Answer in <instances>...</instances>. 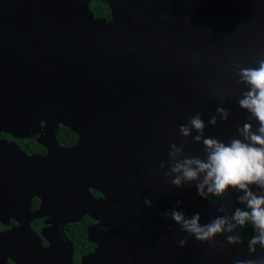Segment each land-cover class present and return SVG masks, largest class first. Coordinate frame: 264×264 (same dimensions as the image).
<instances>
[{
    "label": "water",
    "instance_id": "1",
    "mask_svg": "<svg viewBox=\"0 0 264 264\" xmlns=\"http://www.w3.org/2000/svg\"><path fill=\"white\" fill-rule=\"evenodd\" d=\"M91 1L0 0V133L37 136L47 151L27 156L0 141V224L16 223L0 232V264H74L64 228L84 216L94 221L87 241L95 249L78 264H264L260 244L249 254L237 248L228 196L242 190L211 203L207 186L197 194L205 173L172 184L183 175L175 164L207 162L195 116L204 137L225 144L249 143L237 128L258 127L239 106L248 90L239 72L264 61V0H104L109 20L94 17ZM218 107L230 110L226 121ZM60 126L77 135L73 146H59ZM173 210L199 213L201 225L225 217L236 226L198 241Z\"/></svg>",
    "mask_w": 264,
    "mask_h": 264
},
{
    "label": "clouds",
    "instance_id": "2",
    "mask_svg": "<svg viewBox=\"0 0 264 264\" xmlns=\"http://www.w3.org/2000/svg\"><path fill=\"white\" fill-rule=\"evenodd\" d=\"M239 75L240 82L248 86V90L238 102L239 106L247 110L258 122L255 130L251 122H246L242 127L237 128L244 140L250 142L233 139L229 144H225L218 139L204 137L202 133L205 123L199 115L195 116L190 123L201 135L195 136L194 140L197 142L202 140L209 150L207 162L199 158H186L182 163L175 164L172 172H182L183 175L176 176L172 184L180 187L182 181H196L200 173H205L203 181L196 184L197 194L202 198L205 196V186L209 193L216 195L226 193L229 188L242 190L244 195L240 199L246 202L251 211L237 208L232 219L241 227L250 220L254 229L258 230L259 235H254L250 240V246L254 250L256 244L264 246V207H262L264 196L256 195L248 187L257 184L264 188V61H260L257 68L240 69ZM216 111L223 120L228 119L230 110L218 107ZM208 123L216 125V116H211ZM179 131L184 136L190 135V129L186 125H181ZM179 203L180 201H177V205ZM223 210V208L219 209V211ZM170 215L172 220L181 224L182 229L191 233L198 241H206L218 233H223L225 224H228L225 217H217L211 223L201 225L199 213H194L189 219H186L181 211L173 210ZM236 225L228 224V231H233ZM238 240L237 236L228 237L229 243H237ZM186 243V239L180 241L181 245Z\"/></svg>",
    "mask_w": 264,
    "mask_h": 264
},
{
    "label": "trees",
    "instance_id": "3",
    "mask_svg": "<svg viewBox=\"0 0 264 264\" xmlns=\"http://www.w3.org/2000/svg\"><path fill=\"white\" fill-rule=\"evenodd\" d=\"M89 7L95 18H103L109 20L110 11L108 6L104 0H92L89 3ZM10 138V137H8ZM57 142L59 146L62 147H71L77 141V135L72 133L68 128L60 126L57 133ZM14 140V139H13ZM18 143H21V147L26 150L27 153H34V156H39L44 154V148L40 146L34 138L25 139L22 141L17 140ZM94 196L99 197L100 194L97 192H92ZM234 197V198H233ZM235 206L244 211H251L247 205L243 206L242 202L236 198V196L231 197ZM221 198L214 193H211L207 200L208 201H219ZM39 200L33 199L32 201V210H36L38 208ZM264 207V206H262ZM94 221L91 220L88 216H84L79 222L74 224H68L64 228L65 235L68 240L71 242L73 246V263L78 264L82 256H85L92 252L94 245L87 241V228L93 224ZM14 225V222H11ZM42 220H35L32 222L31 227L36 232L39 233V230L42 228ZM5 229L2 225H0V230ZM242 237L249 240L253 236L254 227L252 222L249 220L246 224L241 227ZM45 245V242H43ZM8 264H13L12 262H8Z\"/></svg>",
    "mask_w": 264,
    "mask_h": 264
},
{
    "label": "flooded vegetation",
    "instance_id": "4",
    "mask_svg": "<svg viewBox=\"0 0 264 264\" xmlns=\"http://www.w3.org/2000/svg\"><path fill=\"white\" fill-rule=\"evenodd\" d=\"M8 137H10V138H8ZM30 138H34L35 140H36V138H37V136L36 137H28V138H25V139H30ZM14 139V140H13ZM25 139H21V140H19V139H15V138H13V137H11L10 135H8V134H6V133H0V141L1 140H6V141H8V142H10V143H14L15 145H17L19 148H20V150H22L23 152H25V154L27 155V156H34L35 154L34 153H27L26 152V150H24L22 147H21V143H18L17 142V140H19V141H22V140H25ZM37 142V141H36ZM62 147V146H61ZM44 148V147H43ZM44 154L43 155H39V156H45L46 154H47V151H46V149L44 148ZM38 156V155H37ZM211 193H209L207 196H206V198H208V196L210 195ZM215 194V193H214ZM216 195V194H215ZM217 196H219L221 199L219 200V201H214V202H212V201H209V202H211V203H220L221 201H223L225 198H226V194H224V195H217ZM232 196H236V198H238L239 200H240V198H239V196L236 194V193H231L229 196H228V198L232 201V203L234 204V202H233V200H232ZM234 198V197H233ZM241 201V200H240ZM39 204V203H38ZM234 206H235V204H234ZM236 207V206H235ZM237 208V207H236ZM11 222H14V221H11ZM11 222H10V225L9 226H3V227H5V229H3V230H0V232H2V231H5V230H7V229H9V228H11L12 226H16V223L14 222V225H12L11 224ZM1 225V224H0ZM42 225H43V223H42ZM44 227V225L42 226V228ZM240 227V226H239ZM41 228V229H42ZM40 229V230H41ZM39 230V231H40ZM223 233H224V231H223ZM256 233H257V230H255L254 229V231H253V236L254 235H256ZM240 236H241V243L238 245V250L239 251H241V252H243V253H245V254H249L250 252H251V249L249 248V245H250V240L251 239H249V240H247V239H245V238H243L242 237V234H241V229H240ZM252 236V237H253ZM43 242H45V241H43ZM43 246H47V244H46V242H45V245L43 244ZM95 249V246H94V248H93V250ZM92 250V251H93ZM257 253L259 254V255H261V253H263V255H264V246H261V247H259L258 248V250H257ZM90 254V253H89ZM88 255V254H87Z\"/></svg>",
    "mask_w": 264,
    "mask_h": 264
},
{
    "label": "rangeland",
    "instance_id": "5",
    "mask_svg": "<svg viewBox=\"0 0 264 264\" xmlns=\"http://www.w3.org/2000/svg\"><path fill=\"white\" fill-rule=\"evenodd\" d=\"M39 136V135H38Z\"/></svg>",
    "mask_w": 264,
    "mask_h": 264
}]
</instances>
